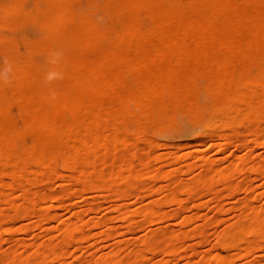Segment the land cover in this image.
I'll list each match as a JSON object with an SVG mask.
<instances>
[{
    "label": "bare ground",
    "instance_id": "obj_1",
    "mask_svg": "<svg viewBox=\"0 0 264 264\" xmlns=\"http://www.w3.org/2000/svg\"><path fill=\"white\" fill-rule=\"evenodd\" d=\"M38 1L33 7L22 2H0V23L7 31V35L0 34V54L14 68L12 83L0 85V188L21 192L18 206L23 211L17 214L37 217L46 224L52 222L38 206L49 205L55 198L33 194L28 189L34 182L44 180L66 185L69 197L82 198L84 191L98 187L125 198L134 176L157 170L149 161L150 152L142 148L159 150L173 145L166 140L157 142L156 138L168 129L176 130L181 118V124L187 121L200 129L196 138L219 141L212 146L232 143L244 135V144L254 142L264 148V10L254 9L247 15L239 0H105L103 10L112 6L119 13L138 11L151 25L143 30L135 20L126 26L100 29L90 17L78 14L76 0ZM250 1L264 7V0ZM88 2L96 6L94 0ZM217 7L225 19L215 25L210 19ZM192 8L198 9L202 17L187 22L190 37L177 36L171 21L187 16ZM75 21L80 25L66 28ZM92 36L106 38L109 45L92 50ZM210 37H214L223 53L212 52ZM18 44L26 48L24 53L17 51ZM53 51L64 54L58 66L47 62ZM50 69L62 72L66 82L46 85L44 75ZM50 89L56 92L55 100L49 99ZM202 92L206 94L204 101L200 99ZM96 94L105 100L94 101ZM11 106L19 109V125L11 117ZM180 127L177 129L182 132L183 124ZM29 136L31 141L27 142ZM188 147L185 143L178 149ZM171 155L175 160L164 177L169 183L175 180L173 173L178 162L192 159L188 152ZM252 156L245 154L239 161L252 162ZM132 159H137L138 164ZM154 160L160 162L162 158L155 155ZM263 164L264 159L246 167L230 163L221 169L219 164L205 163L204 176L165 190L162 199L138 209L123 203L113 211L128 226L140 218L147 228L163 219L162 210L167 203L184 206L190 199L202 200L207 195L219 198L222 192L233 194L237 183L225 184L221 190L219 185L249 173L262 176ZM181 195L186 199L181 200ZM4 203L16 206L14 200ZM79 209L87 215L99 211L91 203ZM241 213L238 222L223 232L222 246H263L264 205L257 208L247 200ZM3 214L0 209V230ZM197 217L184 216L183 222ZM100 224L97 221L94 226ZM87 226L78 213L73 221L51 228L48 235L56 230L59 243L43 244L44 251L47 255H60L56 251L63 247L55 250L51 246L81 244L87 240ZM149 232L139 243L163 246L165 253L173 252L179 241L188 237L174 230ZM197 233L203 237L202 230ZM118 244L127 246V239ZM0 264L47 262L43 257L17 260L8 256ZM88 264L145 263L139 251L128 260L101 257Z\"/></svg>",
    "mask_w": 264,
    "mask_h": 264
},
{
    "label": "rangeland",
    "instance_id": "obj_2",
    "mask_svg": "<svg viewBox=\"0 0 264 264\" xmlns=\"http://www.w3.org/2000/svg\"><path fill=\"white\" fill-rule=\"evenodd\" d=\"M94 1L96 6H91L88 0H76L75 5L78 14L90 17L100 29L126 26L135 20L139 21V26L143 30L150 28V20L143 14L140 15L138 11L130 14L119 13L115 12L116 9L113 10L112 6L108 11H105V9L103 10L105 0ZM0 2L4 4L22 2L26 6L33 7L35 2L39 1L0 0ZM238 2L239 5H243L247 15H251L254 9L259 12L264 10V7L252 4L250 0H239ZM183 3H188V0H183ZM100 4L101 7H98ZM217 9L214 18L210 19V23L215 25L222 23L225 19V16L219 12L218 7ZM200 17H202L201 12L196 8H192L187 16L171 21L176 35L185 38L190 37L192 32L188 29L187 22H192V20ZM79 25V21L69 22L66 28L69 29ZM242 30L244 31V29ZM29 33H32V35L37 34L33 31ZM0 34L7 35L6 29L3 31L2 23H0ZM91 40L90 47L94 51L102 50L109 45L106 38L98 39L97 36H92ZM210 42H212L213 53L218 55L223 53L221 47L216 45L214 37H210ZM16 48L19 53H24L26 49L22 44H18ZM0 57H2L1 54ZM65 82L66 77L63 80L53 82L51 85ZM92 98L96 102L105 100L104 96L98 94ZM200 99L201 101L206 99L204 92L201 93ZM19 113L17 106H11L10 114L16 123L20 121L19 116L21 117V115ZM181 119L178 127L181 125L180 128H182L183 124L182 132H179L178 127L176 130L172 128L156 138L157 142L164 143L166 140L173 145L159 150L153 147L149 149L147 147L142 148V151L150 152L149 161L157 170L153 173L150 171L140 172L134 176L131 179L132 185L128 188L125 198H119L110 191L98 187L84 191L81 195L82 198H78V196L69 197L66 193L67 186L64 184L53 180L34 182L32 186L28 187L31 193L55 198L49 205L41 203L38 206L40 212L45 215L48 214L53 219L50 224H46V222H40L37 217L29 218L25 214H17L18 211H23L18 206L21 203V192L19 190L6 191L1 187L0 209L4 210L2 217L4 225L0 230V260L8 256H13L17 260L42 259L43 257L47 264H88L97 261L101 257L128 260L140 251L144 256L145 264H264V245L256 246L242 243L238 246H222L223 232L233 223L238 222L243 205L247 200H250L252 205L257 208L264 205V173L262 176L249 173L219 185L218 189L221 190L225 184L234 185L237 183V189L233 194L227 195L222 192L219 193V198L216 195H207L202 200L190 199L184 206L167 203L162 210L163 219L149 227L147 226V228L146 226L143 227L140 218L131 226L116 218L117 213L113 211L115 206L124 203L132 209H138L151 202L158 201L164 197L165 190H174L176 185L180 183L185 184L191 179L204 176L207 173L204 167L205 163H216L219 164L221 169H224L230 163L239 167L243 165L246 167L259 163L264 159V148L257 147L254 142L244 144L246 137L244 135L232 143L212 146L213 144H219V141L215 138L212 140L196 138L195 134L199 133L200 129L195 128L190 123L188 124L187 121L181 124L183 121ZM26 140L30 142L31 137H26ZM185 143L190 147L185 150L178 149ZM195 150L201 152L195 153ZM173 152H177L178 155L188 152L192 159L178 162L176 166L178 169L173 173L175 180L169 183L164 177L172 169L170 163L175 160L171 155ZM249 153L253 155V161L241 164L239 160ZM155 155H160L162 160L155 162ZM132 160L135 165L139 162L137 159ZM190 165L192 167L188 169ZM186 171L187 173H184ZM61 175L64 176L67 182L72 183L65 173H61ZM5 181L8 182L9 179L6 178ZM242 183H246V185L243 186ZM200 192L204 194L202 189ZM7 199L14 200L16 206H6L4 202ZM180 199L185 200L186 196L181 195ZM90 203L99 207L97 214L87 215L84 210L79 209V207L85 209ZM78 213L80 219H83L89 225L84 229L87 240L79 245L51 246L55 250L61 247L63 249L56 251V254L60 253V255H47L42 245L46 243L58 245L59 243L58 232L54 230L53 234L48 235L47 231L73 221V217ZM190 214H196L198 217L184 223L183 217ZM97 221L101 224L95 227L94 223ZM149 230L180 231L186 233L188 237L182 238L173 252L165 253L163 246L153 247L139 243L150 233ZM198 230L203 231L202 238L199 237ZM122 239H127V246H119L118 242Z\"/></svg>",
    "mask_w": 264,
    "mask_h": 264
},
{
    "label": "clouds",
    "instance_id": "obj_3",
    "mask_svg": "<svg viewBox=\"0 0 264 264\" xmlns=\"http://www.w3.org/2000/svg\"><path fill=\"white\" fill-rule=\"evenodd\" d=\"M64 59V54L61 51H53L50 53L47 60L50 65H60ZM14 68L12 62L7 57H0V85H8L13 81ZM63 73L56 70H48L44 75V83L51 85L53 82L63 80ZM50 100L56 99L55 90L50 89Z\"/></svg>",
    "mask_w": 264,
    "mask_h": 264
}]
</instances>
